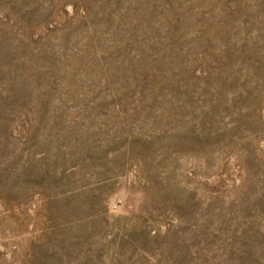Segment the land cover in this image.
Masks as SVG:
<instances>
[{"label":"rangeland","instance_id":"1","mask_svg":"<svg viewBox=\"0 0 264 264\" xmlns=\"http://www.w3.org/2000/svg\"><path fill=\"white\" fill-rule=\"evenodd\" d=\"M0 264H264V0H0Z\"/></svg>","mask_w":264,"mask_h":264}]
</instances>
